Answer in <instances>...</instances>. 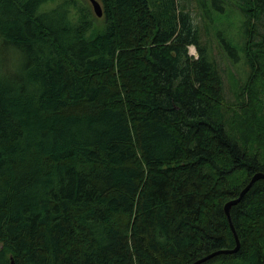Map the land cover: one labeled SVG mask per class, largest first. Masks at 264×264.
<instances>
[{"label":"trees","instance_id":"obj_1","mask_svg":"<svg viewBox=\"0 0 264 264\" xmlns=\"http://www.w3.org/2000/svg\"><path fill=\"white\" fill-rule=\"evenodd\" d=\"M98 1L100 20L79 0H0V264L233 249L223 206L264 174V0H202L242 17L236 110L175 0ZM229 214L239 249L204 264H264V179Z\"/></svg>","mask_w":264,"mask_h":264},{"label":"rangeland","instance_id":"obj_2","mask_svg":"<svg viewBox=\"0 0 264 264\" xmlns=\"http://www.w3.org/2000/svg\"><path fill=\"white\" fill-rule=\"evenodd\" d=\"M96 1L99 3L98 0ZM175 1L179 9L183 8L190 13L193 24L199 28L202 43L205 44L208 53L214 56L218 64L224 84V107H228L230 110L233 107V110H236L234 94L237 92L238 86L245 81L247 68L244 65L243 58H241L242 56L239 54L230 56L226 46L238 50V44L240 45L243 40L240 13L227 2H224L222 10L215 11L208 6H203L202 0ZM79 2L89 9L94 18L100 20L101 17L95 16L88 0H79ZM258 30L264 32V26H259ZM221 48L224 49L223 53ZM189 55L197 58L194 47H189ZM249 117H252V115ZM255 119L257 118L255 117Z\"/></svg>","mask_w":264,"mask_h":264},{"label":"water","instance_id":"obj_3","mask_svg":"<svg viewBox=\"0 0 264 264\" xmlns=\"http://www.w3.org/2000/svg\"><path fill=\"white\" fill-rule=\"evenodd\" d=\"M93 8V11H94V14L96 17H102V9H101V6L100 4L96 1V0H88ZM261 179H264V174L263 173H256L254 174L249 182L247 183V185L244 187V189L239 193V196L234 199V200H230L228 201L227 203H225V205L223 206V211H224V214L227 218V221H228V224L230 226V229L233 233V236H234V239H235V247L231 250H221V251H217V252H214V253H211L210 255L206 256V257H203L197 261H195L193 264H204L205 262L211 260L212 258L218 256V255H227V254H233L235 252L238 251L239 249V241L237 239V236H236V233L234 231V228H233V225L231 223V218H230V214H229V211H230V208L231 206L235 205L236 203H238L242 198L243 196L245 195V193L248 191V189L258 180H261Z\"/></svg>","mask_w":264,"mask_h":264}]
</instances>
